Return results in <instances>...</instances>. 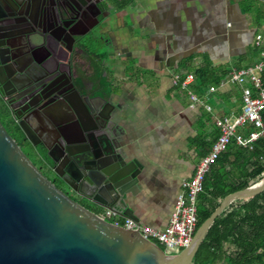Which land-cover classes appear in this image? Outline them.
<instances>
[{"label": "crops", "instance_id": "crops-1", "mask_svg": "<svg viewBox=\"0 0 264 264\" xmlns=\"http://www.w3.org/2000/svg\"><path fill=\"white\" fill-rule=\"evenodd\" d=\"M250 19L232 0H134L107 19L108 32L119 42L110 45L111 60L108 55L103 63L108 85H99L90 63L91 95L96 98L99 87L104 89L124 133L123 144L144 167L131 198L142 225L167 227L183 182L193 177L201 160L192 140L204 135L215 140L217 119L241 113L239 86L226 80L209 93L212 84L200 82L195 71L206 64L231 71L237 64L255 65L237 63L254 45ZM187 75L195 79L186 88L174 83ZM192 94L212 111L202 104L191 107Z\"/></svg>", "mask_w": 264, "mask_h": 264}, {"label": "water", "instance_id": "water-1", "mask_svg": "<svg viewBox=\"0 0 264 264\" xmlns=\"http://www.w3.org/2000/svg\"><path fill=\"white\" fill-rule=\"evenodd\" d=\"M98 24L97 19L95 26ZM107 52L110 54V47ZM4 73V63H0V75ZM10 82L16 90L21 89L15 77ZM92 101L90 132L82 123L78 127L81 141L72 140L67 127L57 133L53 130L64 145L61 157L69 163L65 165L55 156L59 150L56 141L44 140L48 156L55 172L79 196L96 208L111 209L141 223L131 208V198L141 185L144 167L123 144L124 133L116 125L110 99L97 96ZM106 106L110 110L104 116ZM20 127L37 145V131L25 121ZM86 162H90V170L84 172ZM263 187L264 179L224 201L199 227L190 248L167 254L139 231L103 219L58 188L28 158L0 120V264H193L217 216L235 199Z\"/></svg>", "mask_w": 264, "mask_h": 264}, {"label": "flooded vegetation", "instance_id": "flooded-vegetation-1", "mask_svg": "<svg viewBox=\"0 0 264 264\" xmlns=\"http://www.w3.org/2000/svg\"><path fill=\"white\" fill-rule=\"evenodd\" d=\"M105 3L108 1L0 0V63L6 69V74L0 75V113L6 122L19 128L20 147L31 149L24 153L36 165L35 158L40 171L91 210L99 208L64 183L43 142L56 141L59 150L54 154L66 165L69 161L60 152L63 142L53 130L57 133L59 128L67 127L66 132L74 141L83 139L78 130L80 123L90 132V108L95 98L91 95V49L95 41L105 48L119 42L108 32L107 19L120 11ZM97 19L99 24L95 26ZM13 77L20 90L11 86ZM99 89V96L107 99L104 89ZM97 103L103 106L101 101ZM104 109L103 115H108L109 107ZM21 121L37 131V145L26 137ZM86 140L90 143V138ZM82 167L84 172L90 170V162ZM58 171L64 174L63 168Z\"/></svg>", "mask_w": 264, "mask_h": 264}, {"label": "trees", "instance_id": "trees-1", "mask_svg": "<svg viewBox=\"0 0 264 264\" xmlns=\"http://www.w3.org/2000/svg\"><path fill=\"white\" fill-rule=\"evenodd\" d=\"M106 6L113 4L118 11H124L134 0H107ZM238 4L242 14L252 18L256 27L255 35L264 21V0H232ZM94 42L91 49V65L100 86L108 85L103 77V63L108 59L107 48ZM260 52L251 46L249 52L238 57L237 63H257ZM208 63V62H207ZM229 66L212 68L210 64L201 66L195 76L204 84L221 86L228 80ZM237 69L240 64H237ZM264 84V70L260 73ZM214 85V86H213ZM264 124V111L262 113ZM0 120L8 133L21 146V131L12 122H6L0 113ZM220 129L217 127V138ZM217 138L208 141L206 135L192 140V148L197 149L202 159L212 148ZM264 179V137L256 141L252 148L233 143L212 165L205 177L203 191L198 196L197 228L227 199L236 193L260 183ZM99 213L100 210H92ZM156 244L159 245L158 242ZM163 250L165 248L159 245ZM264 264V187L252 194L241 196L223 210L208 229L206 236L194 257L193 264Z\"/></svg>", "mask_w": 264, "mask_h": 264}, {"label": "built area", "instance_id": "built-area-1", "mask_svg": "<svg viewBox=\"0 0 264 264\" xmlns=\"http://www.w3.org/2000/svg\"><path fill=\"white\" fill-rule=\"evenodd\" d=\"M253 44L260 52V60L253 66L233 69L227 81L241 89V113L217 119L220 135L211 150L199 161L193 177L183 182L167 227L159 230L142 225L106 208H99L100 217L128 230L139 231L146 239L163 246L167 254H170V249H178L180 253L192 246L198 222V196L203 191L205 177L212 165L233 143L252 148L256 141L264 137V84L260 77L264 70V30L255 35ZM194 79V75H187L184 80L177 76L174 83L186 88ZM216 91L217 87L208 89L209 93ZM191 100V107L202 104L208 111H212V106L205 104L202 98L192 94Z\"/></svg>", "mask_w": 264, "mask_h": 264}, {"label": "rangeland", "instance_id": "rangeland-1", "mask_svg": "<svg viewBox=\"0 0 264 264\" xmlns=\"http://www.w3.org/2000/svg\"><path fill=\"white\" fill-rule=\"evenodd\" d=\"M263 7H264V5H263ZM251 18V17H250ZM249 21H251L250 22V24L251 25H253V21H252V18L249 20ZM262 25V24H261ZM252 28L254 29V31L256 30V27H254V26H252ZM262 30H264V29H261V31ZM260 31V30H259ZM30 148H26V147H24L23 148V150H24V152H26V154H28V153H30V150H29ZM33 160H34V162L36 163V165L38 166L39 164H38V162L35 160V158H33ZM48 176H49V174H48ZM51 178V177H50ZM169 253L170 254H176V253H179V250L178 249H170L169 250Z\"/></svg>", "mask_w": 264, "mask_h": 264}]
</instances>
